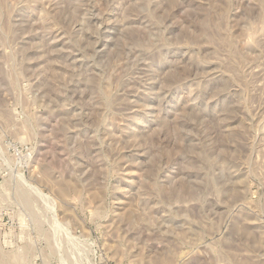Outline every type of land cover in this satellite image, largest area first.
<instances>
[{
	"label": "rangeland",
	"instance_id": "obj_1",
	"mask_svg": "<svg viewBox=\"0 0 264 264\" xmlns=\"http://www.w3.org/2000/svg\"><path fill=\"white\" fill-rule=\"evenodd\" d=\"M0 264H264V0H0Z\"/></svg>",
	"mask_w": 264,
	"mask_h": 264
}]
</instances>
